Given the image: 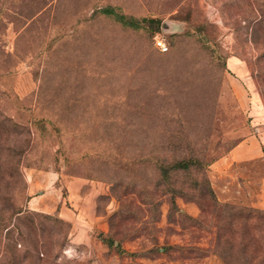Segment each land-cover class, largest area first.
<instances>
[{
	"label": "rangeland",
	"instance_id": "rangeland-1",
	"mask_svg": "<svg viewBox=\"0 0 264 264\" xmlns=\"http://www.w3.org/2000/svg\"><path fill=\"white\" fill-rule=\"evenodd\" d=\"M248 1L0 0V163L19 161L3 193L34 213L16 224L47 264H227L197 188L205 173L219 201L264 209V44ZM105 4L159 21L123 26ZM25 247L0 264H35Z\"/></svg>",
	"mask_w": 264,
	"mask_h": 264
},
{
	"label": "trees",
	"instance_id": "trees-1",
	"mask_svg": "<svg viewBox=\"0 0 264 264\" xmlns=\"http://www.w3.org/2000/svg\"><path fill=\"white\" fill-rule=\"evenodd\" d=\"M249 13L254 14V10L259 13L258 16H245L244 21L251 26V32L257 35L256 29L258 28L261 32L260 41L264 44V0L261 1L260 5H255L254 0H249L248 3ZM99 13L110 17L111 19L117 21L123 26L139 28L146 21L157 22L158 18L143 16L141 18L135 17L133 15L125 14L124 12L117 9L116 5L105 4L98 9ZM9 13L8 6L4 3L0 4V20L5 14ZM263 16V17H262ZM259 59H264V49L258 55ZM259 81H264V68L258 69L256 73ZM260 93L264 98V90L260 89ZM35 124V122H34ZM26 126V125H25ZM25 140H31V127H25ZM27 147L21 149L19 152H24ZM192 160V159H190ZM185 157H181L172 163L174 168H187L191 162ZM200 163V161H199ZM19 161L15 164H9L7 162L0 163V239L3 240L4 245L2 250L0 249V258L6 257L7 247L9 245L16 246H26V253L29 250H33V255L36 260H33L35 264H47L49 261L48 256L51 254L43 251V249L36 246V243L31 240L29 233L24 231L16 221H21L22 218H29L33 212L28 211L26 208L12 205L7 203L8 198L6 193H3L4 184L10 181L13 177L14 170L18 171ZM161 175H167L166 166L160 165ZM203 180L205 182L204 187H198V194L202 197L207 198L211 201L210 206L212 208L213 214L216 218V231L214 241L217 244L223 245V243L228 244L230 257L226 260L227 264H264V209L233 204L229 202L219 201L215 195V192L210 184V181L206 174H203ZM200 210L203 214L205 211L204 205L198 200ZM192 219H196L191 217ZM26 240V243L24 241ZM39 242V241H38ZM113 244V239L108 238V245ZM40 247L43 242H39ZM30 248V249H29ZM20 249V248H19ZM48 254V255H47ZM16 254H10L8 258L15 260H20L22 263L24 257H17ZM9 262V259H8ZM53 262V261H51ZM31 264V263H28Z\"/></svg>",
	"mask_w": 264,
	"mask_h": 264
},
{
	"label": "built area",
	"instance_id": "built-area-1",
	"mask_svg": "<svg viewBox=\"0 0 264 264\" xmlns=\"http://www.w3.org/2000/svg\"><path fill=\"white\" fill-rule=\"evenodd\" d=\"M155 42L159 49L165 50L167 48L165 42L162 39L157 38Z\"/></svg>",
	"mask_w": 264,
	"mask_h": 264
},
{
	"label": "crops",
	"instance_id": "crops-1",
	"mask_svg": "<svg viewBox=\"0 0 264 264\" xmlns=\"http://www.w3.org/2000/svg\"><path fill=\"white\" fill-rule=\"evenodd\" d=\"M233 60V59H232Z\"/></svg>",
	"mask_w": 264,
	"mask_h": 264
}]
</instances>
